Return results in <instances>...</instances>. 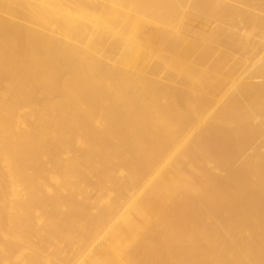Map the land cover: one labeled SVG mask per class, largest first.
<instances>
[{
	"label": "bare ground",
	"instance_id": "obj_1",
	"mask_svg": "<svg viewBox=\"0 0 264 264\" xmlns=\"http://www.w3.org/2000/svg\"><path fill=\"white\" fill-rule=\"evenodd\" d=\"M0 264H264V0H0Z\"/></svg>",
	"mask_w": 264,
	"mask_h": 264
}]
</instances>
